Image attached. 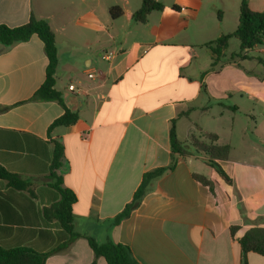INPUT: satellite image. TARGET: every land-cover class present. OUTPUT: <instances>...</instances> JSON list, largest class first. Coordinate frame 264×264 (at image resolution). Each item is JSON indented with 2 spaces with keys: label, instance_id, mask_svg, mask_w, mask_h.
Listing matches in <instances>:
<instances>
[{
  "label": "crops",
  "instance_id": "crops-1",
  "mask_svg": "<svg viewBox=\"0 0 264 264\" xmlns=\"http://www.w3.org/2000/svg\"><path fill=\"white\" fill-rule=\"evenodd\" d=\"M142 1L0 0V25L20 27L32 16L48 22L58 49L55 90L79 115L49 132L65 109L33 100L47 77L44 43L33 36L0 44V167L27 183L16 190L0 178V246L55 247L42 232L58 231L44 211L60 200L50 179L59 143L63 187L76 195L74 229L83 237L127 246L138 264H264L260 255L244 257L238 243L264 228V53L259 46L230 53L232 38L214 65L207 47L235 32L241 0H156L164 9L145 24L134 20ZM248 4L264 12V0ZM112 7L123 16L112 19ZM71 84L82 93L69 92ZM173 121L181 142L211 133L231 148L219 162L230 182L204 157L172 153ZM173 164L116 222L143 176ZM94 262L107 264L78 238L46 264Z\"/></svg>",
  "mask_w": 264,
  "mask_h": 264
},
{
  "label": "trees",
  "instance_id": "trees-1",
  "mask_svg": "<svg viewBox=\"0 0 264 264\" xmlns=\"http://www.w3.org/2000/svg\"><path fill=\"white\" fill-rule=\"evenodd\" d=\"M248 3L249 0H241L239 24L235 32L231 35H223L213 43L207 45L210 48L214 65L222 59L229 48L232 38L240 42L241 53L250 51L262 44L264 39V12H253ZM163 9L164 5L156 0H143L140 9L134 14V20L145 24L152 12L162 11ZM109 14L112 19L117 20L123 16V10L120 7H112L109 10ZM33 36H37L44 43L45 53L49 62L46 81L37 91L33 100L45 102L55 101L64 107V115L51 125L49 132L58 127L68 128L73 126L78 122L79 115L77 112L71 111L65 106L61 93L55 90L58 49L55 34L48 22L38 20L32 16L27 24L20 27L10 28L5 25H0L1 45L9 47L17 43L27 42ZM2 111L3 109L0 108V112ZM203 137L205 141L199 139L195 134H191L188 141L181 142L177 137L175 121H173L170 129L171 151L173 154L182 158L204 157L205 163L210 168L214 169L225 181L230 182L226 173L219 165V162L228 160L231 148L229 146H219L217 144L218 137L214 134L204 133ZM63 157V146L57 143L51 165L50 179L53 181L52 187L60 195V200L51 208L46 209L44 214L48 219L57 221L58 231L52 235L42 232V235L56 242L55 247L48 251H40L34 245L13 248L0 246V264H46L49 257L65 250L78 238H86L96 259L103 258L107 264H138L129 247L115 243L99 244L95 239L83 237L75 231L73 206L77 198L73 191L63 187V177L60 175L63 167ZM173 168L174 164L168 168L156 169L146 173L132 202L116 218V222L128 218L131 212L140 206L143 198L150 190L152 182L161 178L167 171ZM194 177L202 183L207 184L205 178L197 175ZM0 178L9 181L11 187L16 190H24L27 188V183L22 181L17 175L11 174L1 167ZM230 231L232 236L235 237L240 231V228L231 227ZM238 243L244 257L248 253H254L264 257V228H253L246 231L244 235L238 238ZM92 264H96V262ZM242 264L245 263L243 262Z\"/></svg>",
  "mask_w": 264,
  "mask_h": 264
},
{
  "label": "built area",
  "instance_id": "built-area-1",
  "mask_svg": "<svg viewBox=\"0 0 264 264\" xmlns=\"http://www.w3.org/2000/svg\"><path fill=\"white\" fill-rule=\"evenodd\" d=\"M260 47V51L264 53V39H263V42L262 44L259 46ZM110 57H107V59H109ZM97 76V74L95 72H91L88 74V77L89 79H95ZM68 90L69 92L71 93H74V94H81L82 93V90L79 89L76 85L74 84H71L69 87H68Z\"/></svg>",
  "mask_w": 264,
  "mask_h": 264
},
{
  "label": "rangeland",
  "instance_id": "rangeland-1",
  "mask_svg": "<svg viewBox=\"0 0 264 264\" xmlns=\"http://www.w3.org/2000/svg\"><path fill=\"white\" fill-rule=\"evenodd\" d=\"M238 44H239L238 40L233 39L232 42H231V46H230L229 52L232 53V52L239 51L240 49H239Z\"/></svg>",
  "mask_w": 264,
  "mask_h": 264
}]
</instances>
